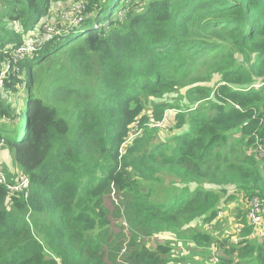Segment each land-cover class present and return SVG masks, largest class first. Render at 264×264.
I'll return each mask as SVG.
<instances>
[{"label": "trees", "instance_id": "obj_1", "mask_svg": "<svg viewBox=\"0 0 264 264\" xmlns=\"http://www.w3.org/2000/svg\"><path fill=\"white\" fill-rule=\"evenodd\" d=\"M68 1L6 0L0 68ZM81 1L85 32L60 17L62 34L0 90V146L31 193L0 182V264H218L213 245L219 264H264V239L233 244L228 228L248 237L240 198L264 199V0ZM16 109L14 134L3 123ZM165 115L168 133L145 127ZM135 120L142 132L120 154ZM151 183L166 186L156 200Z\"/></svg>", "mask_w": 264, "mask_h": 264}, {"label": "built area", "instance_id": "obj_2", "mask_svg": "<svg viewBox=\"0 0 264 264\" xmlns=\"http://www.w3.org/2000/svg\"><path fill=\"white\" fill-rule=\"evenodd\" d=\"M79 8H84V2L82 4H79L73 13V16L69 15V18L67 19L66 26L67 29H73L80 27L82 24H84V21L86 19V16L82 13V11ZM48 27V30H44L43 28ZM100 27L99 24H93V29H98ZM47 33L48 35H45L41 38H38L34 34L33 39H28L25 41L22 45H20L18 48L12 50V51H6L5 54L7 56V62L3 67L2 70H0V90L5 85V79L8 77L10 73H13L14 75L19 76L21 63L25 61L26 59L33 56L34 52L35 54L38 53V51L33 50V45L36 41H41L45 38L51 39L55 35H61V30H56L54 28H49V26L45 23L41 25V28ZM12 60L16 61V64H12ZM22 75V73H21ZM261 85L255 86L256 88L261 87ZM145 127L156 129V130H165L170 131L172 130V125L168 122V117L165 115L163 119L160 121L156 120L155 117H151L149 122L145 124ZM169 128V129H166ZM142 132L141 128V122L140 120H136L128 130V133L126 135V138L122 144V149L120 150V154L123 151V147L127 146L135 140ZM256 149L257 153L260 156L261 159H264V136H257L256 138ZM0 182L6 184V189L9 193L15 194V195H21L24 194L25 198L28 199L30 197V190L29 185L30 181L28 177L26 176H20L18 178V181L16 183L7 184V178L3 171L0 169ZM218 216L223 218L227 216L223 210H220L218 212ZM248 219L250 221L251 226L253 227V231L248 237H241V234L239 235L242 227L239 224L234 223V221L230 220L231 222V230L234 232L232 236H230V239L233 240L234 243L238 244L240 241L245 240L246 238L249 239H264V199L261 197H252L249 203L248 208ZM211 253V259L214 263H220L221 257H220V246L213 245L211 248H209ZM59 259H56L57 264H61ZM63 264V263H62Z\"/></svg>", "mask_w": 264, "mask_h": 264}, {"label": "rangeland", "instance_id": "obj_3", "mask_svg": "<svg viewBox=\"0 0 264 264\" xmlns=\"http://www.w3.org/2000/svg\"><path fill=\"white\" fill-rule=\"evenodd\" d=\"M5 1L6 0H0V17L1 15L7 13V8L5 7ZM83 2L81 0H70L68 2H66L65 4H62L61 2H56L54 3L53 7L55 8V15L50 17L51 19L49 20H46L44 21L45 24H47L49 26V28H54L53 25L57 26V23H58V19L61 17V22L63 24V26L66 25V23L68 22L67 19L69 18V15L70 16H73V13H74V10L75 8L79 5V4H82ZM63 9H62V8ZM82 13H85V4H84V8H79ZM62 10V11H60ZM120 10H116V9H111V15H110V18L107 20V21H103V24L102 26L106 28V30H109L110 27L113 26V24L115 23V21H117V19H119L120 17ZM4 21L5 22H8V18H4ZM69 23V22H68ZM12 26L14 27V29H16L17 25H15L14 23H11ZM93 24H96V22H94ZM93 26V25H92ZM44 30H48V27L46 28H43ZM43 29H37V30H33V34L30 36L29 39H33L34 38V34L38 37V38H41L45 35H48L47 33H45V31ZM58 29V28H57ZM49 36V35H48ZM49 38H45L41 41V43L39 41H36L35 44L33 45V50H36L38 51L39 49L42 48V46L44 45V42L48 41ZM33 56H35V52L33 54ZM57 60V59H56ZM12 64H16V61L15 60H12ZM61 64H64L63 61H61ZM5 67H1L0 69H3ZM42 70V69H41ZM40 70V71H41ZM35 71V69H34ZM39 72V71H38ZM22 73V69H20V73H19V78L23 79L24 77L21 75ZM78 76H82L84 78H88L86 77L84 74L82 73H79V74H76ZM63 76V75H62ZM58 76L56 77H52L50 76V79L53 81L57 78ZM78 81H80L84 88L87 90L89 88H91L93 85H95V80H89V81H86V80H81V79H77ZM35 85V83H34ZM25 86V85H24ZM23 86V87H24ZM26 92H24L23 90L20 91V94H19V102H21V100L26 96ZM88 96H90V94H85L83 97L87 98ZM69 100L73 101L72 99L69 98ZM57 104L62 106V107H65L67 105V102L63 99H57ZM70 103V102H69ZM163 119V118H162ZM136 121V120H135ZM134 121V122H135ZM19 124H20V115H19V112L17 111V109L14 111V114H13V118H7L4 120V123L3 125L6 127V130L8 131H12L14 134L15 132L17 131V128L19 127ZM25 125V124H24ZM166 129H169V128H166ZM159 131H164L166 133H168L169 131H165V130H159ZM171 131V130H170ZM123 144V143H122ZM97 159L98 160H101V158L99 157V155L97 156ZM264 161V160H263ZM0 164H1V168H2V171L6 174V175H9V177H14V178H18L20 176H23V174L21 173V167L19 166V164L17 163L16 161V158H15V155H14V152L11 151L10 149L7 148V146H5V142H3L0 146ZM148 187L149 188H152L154 191L152 192V195H153V198L152 200H156L158 199L157 196L160 197V192L164 191L166 189V186L163 185V184H160V183H151V184H148ZM31 194V193H30ZM31 198V196H30ZM116 198V197H115ZM30 200V199H29ZM28 200V201H29ZM251 200V199H250ZM250 200H244L240 198V201L242 204V208L245 210V209H248L249 208V203H250ZM27 201V202H28ZM236 204H237V201L234 202V209H236ZM236 211V210H235ZM235 215H237V213L235 212ZM236 221V220H235ZM230 226H231V222L229 221L228 222V228L230 229ZM241 232V231H240ZM240 235V233H239ZM230 242L233 243V244H236L233 242L232 239H230ZM61 264H62V261L61 259L58 260Z\"/></svg>", "mask_w": 264, "mask_h": 264}, {"label": "clouds", "instance_id": "obj_4", "mask_svg": "<svg viewBox=\"0 0 264 264\" xmlns=\"http://www.w3.org/2000/svg\"><path fill=\"white\" fill-rule=\"evenodd\" d=\"M44 23V22H43ZM42 23V24H43ZM92 27V25H91ZM90 28V27H89ZM76 29H78L81 33L85 32L86 30V24H82L80 27H77ZM93 29V28H92ZM96 30V29H95ZM8 51V50H7ZM10 51V50H9ZM6 55V54H5ZM6 62H7V56H6ZM5 65V63L2 65V67ZM2 70V69H1Z\"/></svg>", "mask_w": 264, "mask_h": 264}, {"label": "crops", "instance_id": "obj_5", "mask_svg": "<svg viewBox=\"0 0 264 264\" xmlns=\"http://www.w3.org/2000/svg\"><path fill=\"white\" fill-rule=\"evenodd\" d=\"M233 221V219H231ZM242 227V226H241Z\"/></svg>", "mask_w": 264, "mask_h": 264}]
</instances>
